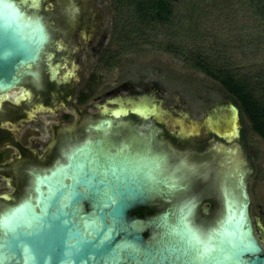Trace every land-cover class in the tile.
I'll return each mask as SVG.
<instances>
[{
    "label": "water",
    "instance_id": "1",
    "mask_svg": "<svg viewBox=\"0 0 264 264\" xmlns=\"http://www.w3.org/2000/svg\"><path fill=\"white\" fill-rule=\"evenodd\" d=\"M24 6L0 0V92L47 38ZM245 174L230 144L179 151L125 122L80 120L18 173L0 207V264H264Z\"/></svg>",
    "mask_w": 264,
    "mask_h": 264
},
{
    "label": "rangeland",
    "instance_id": "2",
    "mask_svg": "<svg viewBox=\"0 0 264 264\" xmlns=\"http://www.w3.org/2000/svg\"><path fill=\"white\" fill-rule=\"evenodd\" d=\"M30 1L31 4L35 2ZM194 2L195 6L185 12V5L180 1L169 26L170 30L166 29L168 27H158V30L149 37L148 43L141 45L140 50L121 55L118 65L104 72L103 85L107 88L123 86V89L118 88V93L106 97V101L122 105L136 103L143 109H148L147 104H156L161 113L155 114V117L169 121L172 132L188 135L187 150L202 151L208 149L210 144H198L197 141L206 139L205 133L209 130L221 134L227 123H230L232 114L227 105L231 101L216 81L194 69L187 62L190 54L186 56L187 61H184L182 55H175L171 49L177 47L183 54L203 49L209 55H225L230 62L243 66L250 60L263 56L264 53L261 51L254 53L249 48L248 28L252 24V19L238 2L235 0ZM39 4L44 6V10L37 15L42 17L49 27L52 23L50 16L53 15L52 2L39 0ZM71 6L76 7L80 13L90 15V21L94 24L93 29L85 32L86 35H79L83 38L65 36L60 37V40L65 41L64 47L67 55H70L77 43L89 38L92 40L86 49L88 51L86 59H89L90 48L109 42L114 16L111 0H71ZM181 19L190 22V30L183 32L175 27ZM33 21L40 26L37 19ZM183 33L186 36L183 38L185 45L180 43ZM95 42L97 45L92 46ZM168 45L169 48H166ZM70 62L76 65L73 58H70ZM71 68L69 64L62 69L61 74H65ZM87 111L91 112L94 109ZM239 117L243 137L236 143V147L241 151L244 161L246 156L249 157V164L246 161L245 170L247 168L248 171L249 167L251 170L245 176V183L250 198V217L252 224L255 220L261 229L259 231L254 227L252 231L259 240L264 254V143L252 132L247 119L243 115ZM175 120H181L185 126L179 122H176L178 125L172 124Z\"/></svg>",
    "mask_w": 264,
    "mask_h": 264
},
{
    "label": "flooded vegetation",
    "instance_id": "3",
    "mask_svg": "<svg viewBox=\"0 0 264 264\" xmlns=\"http://www.w3.org/2000/svg\"><path fill=\"white\" fill-rule=\"evenodd\" d=\"M15 1L24 2L26 13L37 17L44 10L39 0L34 4L30 0ZM51 2V25L48 27L42 17H39L47 38L35 62L18 68L15 73L17 82L8 90L0 92V207L13 198L21 169L41 160L54 137L80 120L95 118L125 122L163 144L179 151H189L186 148L188 135L172 132L169 121L155 117V114L161 113L156 104H147L148 109H143L136 103L122 105L105 100L109 95L118 93V88L123 89V86L107 88L103 85L106 71L105 43L101 46L95 42L92 46H97L89 49V59H86V49L92 40L82 39L81 43L73 47L70 55H67L64 47L65 41L60 40V37L86 35L85 32L92 31L94 24L90 21V15L80 13L76 7L71 6V0ZM70 58L75 60V66ZM69 64L72 68L61 74L62 69ZM227 106L230 111L229 104ZM90 109L94 111H87ZM123 111L125 112L122 113ZM239 116L237 136H228L223 131L217 134L209 130L205 133L206 139H199L198 144H210L209 148L227 144L236 147V143L243 137ZM173 122L172 124L182 123L181 120ZM246 161L249 164L247 156L244 163ZM250 170V167L248 171L246 168L245 176ZM245 193L249 225L261 231L255 220L252 224L246 183ZM255 238L260 246L259 240L256 236Z\"/></svg>",
    "mask_w": 264,
    "mask_h": 264
},
{
    "label": "trees",
    "instance_id": "4",
    "mask_svg": "<svg viewBox=\"0 0 264 264\" xmlns=\"http://www.w3.org/2000/svg\"><path fill=\"white\" fill-rule=\"evenodd\" d=\"M180 1L187 12L195 6L196 0H111L114 16L110 39L104 48L106 69L117 66L121 55L140 50L141 45L148 43L149 37L158 27H168L166 29L170 30ZM235 1L247 10L252 19L248 28L249 48L254 53H264V0ZM177 23L175 27L180 31L191 28L190 22L184 19ZM182 35L180 43L185 45L183 38L186 36L184 33ZM171 52L182 55L184 61H187L186 56L190 54L187 62L224 89L239 115L247 119L252 132L264 143V55L243 66L230 62L225 55H209L203 49L183 54L174 47Z\"/></svg>",
    "mask_w": 264,
    "mask_h": 264
},
{
    "label": "bare ground",
    "instance_id": "5",
    "mask_svg": "<svg viewBox=\"0 0 264 264\" xmlns=\"http://www.w3.org/2000/svg\"><path fill=\"white\" fill-rule=\"evenodd\" d=\"M33 1H35L36 3H37V1L38 0H33ZM1 3H3L2 1H1ZM36 5V4H35ZM1 10H3L4 12H8L9 14H11V13H13L14 15L16 14V15H18L16 12H14V10L12 9V7L10 6V5H4V7H3V9H1ZM21 17V16H20ZM121 109V108H120ZM119 109V110H120ZM123 110V109H122ZM231 116V115H230ZM230 123L228 122L227 123V126H226V128H225V130H224V132L223 133H226L227 135L229 134V133H233L231 130H232V127H231V125H232V118H230ZM233 124H234V122H233ZM231 136H232V134H231Z\"/></svg>",
    "mask_w": 264,
    "mask_h": 264
}]
</instances>
